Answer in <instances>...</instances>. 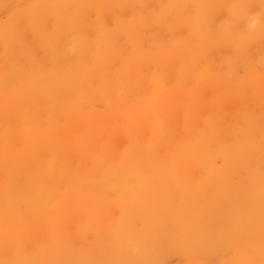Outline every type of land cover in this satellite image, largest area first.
Returning a JSON list of instances; mask_svg holds the SVG:
<instances>
[{
	"label": "bare ground",
	"instance_id": "1",
	"mask_svg": "<svg viewBox=\"0 0 264 264\" xmlns=\"http://www.w3.org/2000/svg\"><path fill=\"white\" fill-rule=\"evenodd\" d=\"M0 264H264V0H0Z\"/></svg>",
	"mask_w": 264,
	"mask_h": 264
}]
</instances>
